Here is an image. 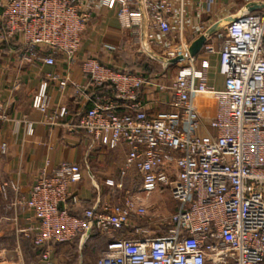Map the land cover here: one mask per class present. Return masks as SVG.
Here are the masks:
<instances>
[{
	"label": "built area",
	"instance_id": "1",
	"mask_svg": "<svg viewBox=\"0 0 264 264\" xmlns=\"http://www.w3.org/2000/svg\"><path fill=\"white\" fill-rule=\"evenodd\" d=\"M214 2L0 0V45L19 40L22 61L55 66L60 56L71 69L94 15L116 6L121 28L140 54L162 67L145 76L89 58L81 64L83 86L72 83L71 73L47 76L62 96L72 85L74 97L87 99V108L67 123L69 130L90 148H127L119 179L106 180V186L121 189L130 170L140 185L122 203H97L80 216L71 213L84 203L71 191L84 178L78 164L43 172L28 197L10 199L2 185L0 202H8V210L34 214L37 225L25 234L42 250L36 264H53V244L88 240L94 231L111 239L97 264H264V0L249 1L230 16L232 23L209 35L217 22L206 26L196 19ZM202 37L205 44L193 56ZM178 64L188 65L171 75ZM208 101L215 103L213 115ZM154 105L169 112L154 117ZM32 108L50 127L70 115L43 94L33 96ZM8 121L0 103V124ZM27 133L33 135L32 123ZM93 186L100 188L95 181ZM166 191L176 211L148 214L147 202Z\"/></svg>",
	"mask_w": 264,
	"mask_h": 264
},
{
	"label": "crops",
	"instance_id": "2",
	"mask_svg": "<svg viewBox=\"0 0 264 264\" xmlns=\"http://www.w3.org/2000/svg\"><path fill=\"white\" fill-rule=\"evenodd\" d=\"M249 1L255 0H215L210 12L201 20L196 19V23L208 26L221 21L237 14ZM115 8L94 15L71 69L60 56L56 57L55 66L22 61L24 48L19 40L11 45H0V103L10 118L0 124V187H8L10 199L28 197L43 172L51 174L61 163L67 162L80 165L84 173L83 180L71 187V191L84 202L79 208L71 209L74 214L83 213L85 208L97 203L116 204L114 201L119 191L106 186L105 181L119 179L127 159V148L116 151L104 147L90 148L86 139L69 130L67 123L87 108V99L74 97L72 85L62 96L58 82L47 77L62 79L71 73L72 83L83 86L86 80L81 64L86 59L94 58L105 65L128 69L131 63L145 56L138 51L139 46L134 43L130 32L121 28ZM107 46H114L116 50L108 51ZM211 61L215 64L217 58L212 57ZM217 79L218 86H221V78ZM35 94L47 95L54 108L66 106L70 115L60 126H48L44 115L32 108ZM206 104L213 115L215 103L208 101ZM168 112L169 109L162 106L151 107L154 117H162ZM29 123L33 124V135L27 133ZM3 145L6 146L5 153L2 152ZM115 152L124 157L119 158ZM135 175L136 171L130 170L124 182ZM94 181L100 186L99 190L94 189ZM7 208L8 202H0V264H36L42 250L35 247L25 234L37 225L33 212L18 213L14 208ZM125 235L119 233L116 236ZM110 240V237L94 231L88 240L77 238L69 244H53L52 263L97 264Z\"/></svg>",
	"mask_w": 264,
	"mask_h": 264
},
{
	"label": "rangeland",
	"instance_id": "3",
	"mask_svg": "<svg viewBox=\"0 0 264 264\" xmlns=\"http://www.w3.org/2000/svg\"><path fill=\"white\" fill-rule=\"evenodd\" d=\"M188 64L182 65L178 64L177 66L173 67L171 69V75L175 73L179 68L182 66H186ZM117 153V152H115ZM119 158L124 157L122 154H116ZM140 183L139 178L135 176H131L126 182H124V185L121 189H119L116 193L115 203H122L123 200L126 198L128 193H134L138 189V184ZM148 208V214L150 215H161V216H170L172 215L176 209L177 205L176 203L171 199L170 194L168 191H166L163 194H156L154 195L148 203L145 205Z\"/></svg>",
	"mask_w": 264,
	"mask_h": 264
},
{
	"label": "trees",
	"instance_id": "4",
	"mask_svg": "<svg viewBox=\"0 0 264 264\" xmlns=\"http://www.w3.org/2000/svg\"><path fill=\"white\" fill-rule=\"evenodd\" d=\"M126 70H128L130 73L133 74H143L145 76H149L152 74L160 73L162 71V67L156 62L147 58L146 56H141L139 60L137 59L136 62L131 63V66ZM85 209H89V208L87 207ZM71 213L73 215H78V216L82 215V213L74 214L73 211H71Z\"/></svg>",
	"mask_w": 264,
	"mask_h": 264
},
{
	"label": "water",
	"instance_id": "5",
	"mask_svg": "<svg viewBox=\"0 0 264 264\" xmlns=\"http://www.w3.org/2000/svg\"><path fill=\"white\" fill-rule=\"evenodd\" d=\"M247 8H248V10H249L250 12H253V11H255V9H256V5H254V4H249V5L247 6ZM234 20H235V18L229 17V18H226V19H224V20H221V21L217 22V23H216V24H215V25H214V26L208 31V34H209V35L214 34L215 32H217V31H219V30L225 28L228 24L232 23ZM204 44H205V38H204V37H202V38H200L199 40H197V41L194 43L193 47H192V50H191L192 55H193V56H196L197 54H199V53L201 52V50H202ZM181 60H182V58H179V59L175 60L174 63H178V62H180Z\"/></svg>",
	"mask_w": 264,
	"mask_h": 264
}]
</instances>
